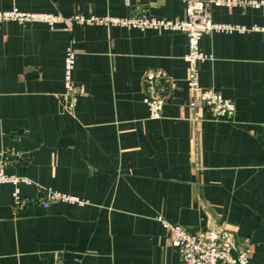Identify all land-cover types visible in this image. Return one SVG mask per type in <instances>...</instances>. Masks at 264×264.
I'll return each mask as SVG.
<instances>
[{
  "label": "crops",
  "instance_id": "obj_1",
  "mask_svg": "<svg viewBox=\"0 0 264 264\" xmlns=\"http://www.w3.org/2000/svg\"><path fill=\"white\" fill-rule=\"evenodd\" d=\"M213 6L242 29L201 39L200 83L236 103L232 120L188 105L183 31L69 22L76 15L184 18V0H0V10L60 15L0 29V264H183L164 221L223 224L264 264V0ZM80 85L64 101L65 60ZM165 69L167 101L151 118L143 77ZM29 203L15 205V192ZM53 190L78 201L40 200Z\"/></svg>",
  "mask_w": 264,
  "mask_h": 264
},
{
  "label": "built area",
  "instance_id": "obj_2",
  "mask_svg": "<svg viewBox=\"0 0 264 264\" xmlns=\"http://www.w3.org/2000/svg\"><path fill=\"white\" fill-rule=\"evenodd\" d=\"M130 4V0H125ZM185 17L176 19L157 18L146 14L129 15L126 17H91L76 15L67 19L69 22H109L130 28H156L171 31H183L188 40V52L185 60L188 63L187 85L190 92L188 105L194 111V119L202 118L201 108L207 109L214 117L232 120L236 114V103L232 98L224 96L215 88H206L200 83L199 63L208 56L201 50V39L206 33L214 30L242 29L243 26L221 24L212 18L213 6L233 7L239 4L237 0H184ZM46 20L51 24L64 21L60 15L24 12L17 9L0 10V29L9 20ZM76 61V51L70 48L65 60L66 90L63 95L66 107L73 111L79 94L80 85L72 78V71ZM172 76L162 68H150L143 77L144 100L149 107L151 118L162 117L167 101L166 85ZM0 182H11L18 186L20 183H31L26 177H19L0 172ZM47 197L40 202L48 206L56 201H78L75 196L48 190ZM29 199L22 198L19 190L15 192V205L22 208ZM168 238L181 257L183 264H252L253 253L249 246L241 247L236 243L233 230L223 224L199 225L190 228L179 223L164 221Z\"/></svg>",
  "mask_w": 264,
  "mask_h": 264
}]
</instances>
